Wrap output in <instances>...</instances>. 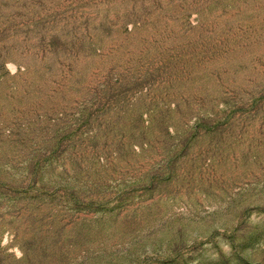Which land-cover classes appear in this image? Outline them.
<instances>
[{
	"label": "rangeland",
	"instance_id": "rangeland-1",
	"mask_svg": "<svg viewBox=\"0 0 264 264\" xmlns=\"http://www.w3.org/2000/svg\"><path fill=\"white\" fill-rule=\"evenodd\" d=\"M0 264H264V0H0Z\"/></svg>",
	"mask_w": 264,
	"mask_h": 264
}]
</instances>
